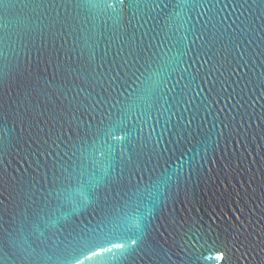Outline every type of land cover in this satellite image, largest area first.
<instances>
[{
    "label": "water",
    "instance_id": "obj_1",
    "mask_svg": "<svg viewBox=\"0 0 264 264\" xmlns=\"http://www.w3.org/2000/svg\"><path fill=\"white\" fill-rule=\"evenodd\" d=\"M0 37L3 264H48L18 251L21 188L102 109L150 93L127 122L133 166L147 165L143 251L121 264H264V0H2Z\"/></svg>",
    "mask_w": 264,
    "mask_h": 264
},
{
    "label": "snow or ice",
    "instance_id": "obj_2",
    "mask_svg": "<svg viewBox=\"0 0 264 264\" xmlns=\"http://www.w3.org/2000/svg\"><path fill=\"white\" fill-rule=\"evenodd\" d=\"M73 2L77 7L102 5L113 8L116 5L122 7L126 0ZM152 75H155L153 87L163 82L164 77L158 68L153 70L149 79ZM152 100L150 93L135 97L115 113V104L106 111L102 109L95 123L89 121L75 152L55 160L41 181H32L27 192L21 188L26 198L25 207L18 216V251L22 259L34 261L39 258L48 264H81L80 257L84 260L107 257L110 264H121L133 253L143 251L141 210L143 193L148 190L143 184L147 165L133 166L135 159L128 148L127 122L134 110ZM191 123L189 120L188 125ZM188 125L184 126L183 132L178 130L181 139L188 134ZM156 143L159 144V140ZM117 149L118 171L114 165V150ZM3 184L4 175L0 170V191ZM87 208L92 211L84 215ZM3 216L4 209L0 204V234L6 231ZM57 225V231L49 235L50 229L57 228ZM41 246L51 255L40 256L38 248ZM4 252L5 243L0 239V254ZM108 254L112 255L108 257ZM144 254L151 260L149 253ZM219 258L223 259V254ZM0 264H3L2 259Z\"/></svg>",
    "mask_w": 264,
    "mask_h": 264
}]
</instances>
